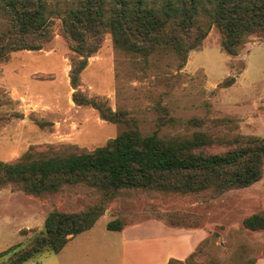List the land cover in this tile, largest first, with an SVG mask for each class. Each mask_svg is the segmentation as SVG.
I'll return each mask as SVG.
<instances>
[{"label": "rangeland", "instance_id": "obj_1", "mask_svg": "<svg viewBox=\"0 0 264 264\" xmlns=\"http://www.w3.org/2000/svg\"><path fill=\"white\" fill-rule=\"evenodd\" d=\"M74 1L47 0L50 40L40 50L11 52L0 60V161L14 162L29 149L91 151L124 129L102 120L90 106L72 101L69 71L80 56L69 50L61 19ZM208 12V0H201L202 22ZM76 90L106 101L113 111H126L143 135L157 131L163 138H184L202 132L214 140L236 135L262 138L264 36L247 35L233 55L222 48L221 33L212 24L180 67L172 53H154L145 60L119 51L105 33L87 59ZM225 149L213 146L207 151ZM99 203H104L103 212L91 230L71 238L59 253H42L26 264H120L117 246L108 244L115 238L106 230V222L115 219L128 226L138 224L127 233L139 238L165 233L156 228V220L191 230H167L171 235L162 245H152V251L179 255L208 239L206 257L218 260L216 264H264V230L250 231L242 225L246 217L264 213V173L249 187L216 196L209 191L183 196L125 191L105 202L101 191L83 185L64 186L45 196L6 185L0 189V252L28 245L53 210L76 212Z\"/></svg>", "mask_w": 264, "mask_h": 264}, {"label": "trees", "instance_id": "obj_2", "mask_svg": "<svg viewBox=\"0 0 264 264\" xmlns=\"http://www.w3.org/2000/svg\"><path fill=\"white\" fill-rule=\"evenodd\" d=\"M200 3L201 0H75L65 9L61 34L69 50L80 56L69 71L74 89L72 101L90 106L102 120L123 125L124 129L91 151L53 153L29 149L14 162L0 161V189L12 185L27 194L45 196L64 186L83 185L101 191L105 202L125 191L179 196L209 191L216 196L260 181L264 173V137L236 135L214 140L196 132L184 138H163L157 131L143 135L126 111H113L106 101L76 90L87 59L98 50L105 33L111 35L119 51L145 60L154 53H172L180 59V67L212 24L221 33L222 48L233 55L247 35L264 36V0H208L206 22L199 17ZM50 15L47 0H0V60L11 52L40 50L51 38ZM213 146L226 149L208 152ZM102 204L76 212L51 211L43 230L28 245L0 252V264H26L42 253H59L71 238L95 225L102 215ZM242 225L250 231L264 230V213L246 217ZM123 226L119 219L106 224L109 231H120ZM209 243L204 239L184 260L170 258L167 264L219 263L206 257ZM254 263L249 260L238 264Z\"/></svg>", "mask_w": 264, "mask_h": 264}, {"label": "crops", "instance_id": "obj_3", "mask_svg": "<svg viewBox=\"0 0 264 264\" xmlns=\"http://www.w3.org/2000/svg\"><path fill=\"white\" fill-rule=\"evenodd\" d=\"M157 229L165 230V233L160 231L157 236H148V238H139L135 235L127 233L128 228L136 227L138 224H132L130 226L124 225L120 231H109L113 234L112 239L108 241L110 245H116V253L118 258L120 257V264H167L170 258L177 260H184L190 253H192L195 247L198 245L200 240L194 245H190L182 254H174L173 252H161L152 251L150 247L152 245H162L168 239L167 237L171 233L166 232L167 230L177 232L191 231L185 228H174L161 221H154ZM108 222H106L107 224ZM93 228V227H92ZM91 228V229H92ZM90 229V230H91ZM89 231V230H87ZM194 231V230H193ZM86 232V231H85ZM84 233V232H83Z\"/></svg>", "mask_w": 264, "mask_h": 264}]
</instances>
